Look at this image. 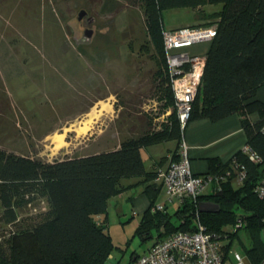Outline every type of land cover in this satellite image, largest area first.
<instances>
[{
	"label": "trees",
	"instance_id": "trees-1",
	"mask_svg": "<svg viewBox=\"0 0 264 264\" xmlns=\"http://www.w3.org/2000/svg\"><path fill=\"white\" fill-rule=\"evenodd\" d=\"M138 2L143 8L146 33L157 64L154 72L157 95L162 110L170 109L167 120L160 128L120 140L114 148L52 161L0 148V207L3 221L11 224L7 235L0 236V264H103L114 246L106 225L108 200L137 184L144 187L149 197L136 228L142 238L152 227L159 230L160 238L177 230L193 231L199 222L219 238L220 250L227 255L230 242H224L225 238L242 228L249 241L244 245L248 263L258 264L264 256V243L259 235L264 227V198L255 192L264 177V101L255 97L257 88L264 83V0ZM205 4L220 6L204 12ZM178 6L192 7L199 18H206L190 26L216 25L204 55L200 84L191 101L188 120L200 117L217 120L237 113L246 142L260 160H249L240 150L225 162L209 158L207 173L219 177L217 181L213 179V191L185 197L172 212L165 206L152 211L150 207L159 189L153 181L156 168H145L141 148L167 140L178 144L183 130L170 85L161 16L163 8ZM253 112L258 116L254 120L250 116ZM176 150L177 147L171 156H176ZM233 157L245 168L240 182L236 181L231 165ZM163 159L165 156L159 161ZM130 178L136 179L124 182ZM40 199L47 203L40 219L34 223L23 221L19 209ZM200 200H211L218 207L200 211ZM98 215L103 220H97ZM4 237L6 240L2 242Z\"/></svg>",
	"mask_w": 264,
	"mask_h": 264
},
{
	"label": "rangeland",
	"instance_id": "rangeland-1",
	"mask_svg": "<svg viewBox=\"0 0 264 264\" xmlns=\"http://www.w3.org/2000/svg\"><path fill=\"white\" fill-rule=\"evenodd\" d=\"M81 8L92 23L76 19ZM161 16L165 28L197 20L188 6L163 8ZM85 26L93 29L90 37ZM153 58L138 0H0V148L52 161L160 128L170 109L162 110ZM141 154L146 158L148 151L141 148ZM136 190L108 200L106 224L114 246L103 264H128L161 236L156 227L145 238L136 231L144 211L140 199L149 200ZM165 201L163 187L153 205ZM46 206L40 199L20 208V217L34 223ZM10 226L0 207V236ZM225 241L245 256L244 229Z\"/></svg>",
	"mask_w": 264,
	"mask_h": 264
},
{
	"label": "built area",
	"instance_id": "built-area-1",
	"mask_svg": "<svg viewBox=\"0 0 264 264\" xmlns=\"http://www.w3.org/2000/svg\"><path fill=\"white\" fill-rule=\"evenodd\" d=\"M216 25L181 26L163 30V43L170 76V85L177 107V116L183 129L191 109L204 65V56L189 54L185 47L197 41L210 40L215 34ZM264 130V126L262 127ZM183 131V130H182ZM249 160L259 161L260 156L247 142L241 147ZM178 157L170 159L164 166L156 169L154 180L164 187L166 201L153 205L152 209H162L166 203L182 201L185 197H196L201 193L205 181L218 180L219 177L205 174V179L191 170L188 147L182 138L177 151ZM231 165L235 178L241 181L245 176L244 165L235 157ZM255 192L264 197V177L256 185ZM128 264H249L247 258L236 251L227 255L220 250L219 238L205 230L197 222L193 231L177 230L157 238L143 253H139ZM258 264H264V256Z\"/></svg>",
	"mask_w": 264,
	"mask_h": 264
},
{
	"label": "crops",
	"instance_id": "crops-1",
	"mask_svg": "<svg viewBox=\"0 0 264 264\" xmlns=\"http://www.w3.org/2000/svg\"><path fill=\"white\" fill-rule=\"evenodd\" d=\"M219 6H220L219 4H205L203 5L204 12L213 11L215 9H218ZM204 20H206V18H199L197 16V20L195 21L181 23L180 25L170 26L169 28H165L164 26L163 27L164 29H173L181 26H190L195 23H200ZM209 44H210V40H201L186 46L185 50H187V52L191 55L200 54L204 56L209 47ZM255 97L264 101V83L257 88ZM250 116L251 119L253 120L258 117L256 112L251 113ZM182 138L186 142L188 147V156L191 164V170L193 171V173L203 177L204 179H205V174H208L207 170H208L209 158H216L221 162H225L229 160L231 156L236 151L240 150L241 147L246 143V134L241 123V117L237 113H231L217 120H211L207 117L190 119L186 122L183 128ZM116 145L111 146L110 148H114ZM177 145L178 144L175 140L173 141L167 140V142L161 141L159 143L147 146L145 150L148 151V155L146 156V158L144 156L143 160L148 165V168L147 166L145 168L157 169L160 167H164L169 162L170 159L177 158L178 157L177 150H176V156H174V154L173 156H171L173 151L176 149ZM96 147L97 148H93L89 152L82 151L75 155H82V154L103 150V148L99 146ZM162 156H165V159L159 161ZM132 179L135 180L136 178H132ZM134 180H131L130 178L124 182L130 183V182H134ZM212 184L213 181L206 180L202 192L213 191ZM156 185L159 186L158 191H160L161 188L163 191V186L161 184L156 183ZM133 186L134 187L137 186L138 190L136 191H144V187L141 184L131 185L127 189ZM127 189H125V191ZM140 204L142 210L143 209L145 210V208L149 204V200L147 201L141 198ZM177 204L178 201L170 203V206L169 205L167 206V204H165V208L167 211H169V209L173 211L176 208ZM119 208L120 207L118 206L117 201H115L113 204V209L116 210L118 215H119ZM97 220L99 221L103 220L102 216L98 215ZM259 235L264 243V227H262L259 230ZM110 255L111 253L109 254L108 257H110Z\"/></svg>",
	"mask_w": 264,
	"mask_h": 264
},
{
	"label": "water",
	"instance_id": "water-1",
	"mask_svg": "<svg viewBox=\"0 0 264 264\" xmlns=\"http://www.w3.org/2000/svg\"><path fill=\"white\" fill-rule=\"evenodd\" d=\"M85 13H86V10L81 8L78 10L77 17L80 19ZM92 21H93V17H89L88 22L91 23ZM92 32H93L92 28L88 27L84 30V35L86 37H90ZM217 207H218V204L211 200H200L198 202V209L200 211H212V210L217 209Z\"/></svg>",
	"mask_w": 264,
	"mask_h": 264
},
{
	"label": "flooded vegetation",
	"instance_id": "flooded-vegetation-1",
	"mask_svg": "<svg viewBox=\"0 0 264 264\" xmlns=\"http://www.w3.org/2000/svg\"><path fill=\"white\" fill-rule=\"evenodd\" d=\"M83 17L85 18L86 25H88V24H89V22H88V18H89V17H92V15H90V14L86 11V13H85L80 19H82ZM76 19L79 20L78 17H77ZM92 22H93V21H92ZM92 22H91V23H92ZM86 28H88V26H85V27H84V29H83V33H84V30H85ZM92 30H93V29H92Z\"/></svg>",
	"mask_w": 264,
	"mask_h": 264
},
{
	"label": "bare ground",
	"instance_id": "bare-ground-1",
	"mask_svg": "<svg viewBox=\"0 0 264 264\" xmlns=\"http://www.w3.org/2000/svg\"><path fill=\"white\" fill-rule=\"evenodd\" d=\"M89 116H90V114H89ZM90 119V118H89ZM88 119V120H89ZM57 136L56 135H54V136H52V140H55V138H56ZM147 250V249H146Z\"/></svg>",
	"mask_w": 264,
	"mask_h": 264
},
{
	"label": "clouds",
	"instance_id": "clouds-1",
	"mask_svg": "<svg viewBox=\"0 0 264 264\" xmlns=\"http://www.w3.org/2000/svg\"><path fill=\"white\" fill-rule=\"evenodd\" d=\"M177 151H178V149H177ZM154 181H155V180H154ZM155 182H156V181H155ZM156 183H157V182H156ZM158 184H159V183H158ZM152 206H153V205H152ZM152 206H151V208H152ZM151 210H152V209H151ZM156 210H158V209H156ZM134 256H135V255H134ZM134 256H133V257H134ZM131 260H132V258H131ZM129 261H130V260H129ZM128 263H129V262H128Z\"/></svg>",
	"mask_w": 264,
	"mask_h": 264
}]
</instances>
